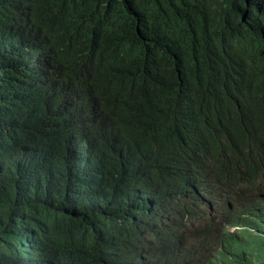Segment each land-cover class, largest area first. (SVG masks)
<instances>
[{
	"label": "trees",
	"instance_id": "obj_1",
	"mask_svg": "<svg viewBox=\"0 0 264 264\" xmlns=\"http://www.w3.org/2000/svg\"><path fill=\"white\" fill-rule=\"evenodd\" d=\"M228 175L264 178V0H0V264H264Z\"/></svg>",
	"mask_w": 264,
	"mask_h": 264
},
{
	"label": "clouds",
	"instance_id": "obj_2",
	"mask_svg": "<svg viewBox=\"0 0 264 264\" xmlns=\"http://www.w3.org/2000/svg\"><path fill=\"white\" fill-rule=\"evenodd\" d=\"M94 115H87L80 122L77 134V141L80 142L87 134L86 129L92 125ZM264 178L241 179L234 176H224L220 181H216L209 191L212 205L224 210L232 208L250 209L258 204L261 194L264 193ZM239 229L238 224L228 227L229 231Z\"/></svg>",
	"mask_w": 264,
	"mask_h": 264
}]
</instances>
